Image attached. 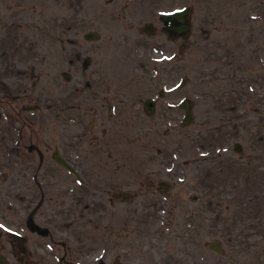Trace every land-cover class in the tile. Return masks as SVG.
<instances>
[{
	"label": "rangeland",
	"instance_id": "obj_1",
	"mask_svg": "<svg viewBox=\"0 0 264 264\" xmlns=\"http://www.w3.org/2000/svg\"><path fill=\"white\" fill-rule=\"evenodd\" d=\"M184 6L191 35L170 40L158 16ZM146 22L154 34L141 31ZM88 31L98 38L85 40ZM185 97L193 120L181 126ZM111 103L108 147L120 155L109 187L134 196L109 200L100 184L102 198L74 204L53 145L74 158L73 148L95 144L92 132L111 131ZM260 118L264 0H0V254L31 264L37 248L35 264H58L62 248L25 228L37 207L35 222L67 241L74 264H264ZM201 173L220 182L201 185ZM34 180L50 190L42 201ZM160 180L172 185L168 196L156 191ZM11 232L28 237L25 252Z\"/></svg>",
	"mask_w": 264,
	"mask_h": 264
},
{
	"label": "flooded vegetation",
	"instance_id": "obj_2",
	"mask_svg": "<svg viewBox=\"0 0 264 264\" xmlns=\"http://www.w3.org/2000/svg\"><path fill=\"white\" fill-rule=\"evenodd\" d=\"M5 90H7V89H5ZM7 94H8V91L4 92L5 96H7ZM148 99H150V98H148ZM151 100L153 101V110L151 113H153L156 110V101L154 99H151ZM144 101L142 103L143 110L146 112V114L149 115L150 112H148L144 107ZM37 108H38L37 104H33V105L23 104L20 106V109L22 111L29 112V113H32ZM109 109H110V112H108L107 114H108V120L111 122V123H109L111 131L107 132V130H99L97 132H95V131L92 132L91 137H92L93 143H95V144H92V145H89V146H86L83 148L79 146V147H76V149L73 148L74 146L69 147V148H73L72 152H73L74 158L77 157L76 155L79 156L78 160H74L73 157L64 154L58 148L57 143H54V145H53V150H52L51 155H50L51 158H52L53 152L55 151V149H57L59 151L60 155L62 156V158L74 170V171H71V170L59 165L58 163H56L52 159L53 162L58 165V167L65 170L68 173V175H70L71 178L73 179L72 180L67 175V178H66L67 183L65 185L66 186L65 190L68 194H71V199H72L71 201H73L74 204H79L81 202H85V201L90 200V199L98 200L99 198H102L103 197L102 196L103 191H102V187L99 186L100 184L104 187L103 190L108 194L109 200L111 198L116 199V200H127V199H131L134 196V194L131 192L130 189L123 188V189L113 190L112 188L109 187V186H113L117 182L115 177L113 176V173H114L113 160L115 158H117L118 155H120V154H114L113 153V147H110V146L108 147V144L110 142H112V138H113V120H114L113 116L115 115V107H114L113 103H111V106ZM97 117L98 118L100 117L99 113L97 116H96V113L93 114L92 118L95 121V119L97 120ZM259 124H260V126H259L258 132L256 134L255 147H254L255 163L258 165L259 168L260 167L264 168V121L262 118H260ZM94 126H95V128H97L98 126L100 127V125L97 123ZM67 136H71V135L67 134ZM237 143L238 142H235L233 144L232 149L238 153H241L243 150L242 145L240 143H238L239 144V148H238L236 146ZM30 146H31V149H29ZM33 148H35V146L32 143H29L26 146V149L28 151H31ZM36 150L38 151L37 148H36ZM99 150H106V151L103 153L104 154L103 155L101 152L99 153ZM122 150L118 151V153L122 152ZM125 152H127V151H125ZM98 153H99V159H98ZM123 154H125V153H123ZM98 167H100L101 170H102V167H105L106 168L105 174L107 175V170H108L109 171L108 175L106 177L102 178L103 175L101 174V170H99V172H98V170H97ZM111 169H113V170L111 171ZM100 174H101V176H99ZM201 176H202V173L200 174V176L198 174V176L195 177L196 180H198ZM207 176H208V174H207ZM207 176L205 174L203 178L201 177V179H200L201 185L208 184L211 187L212 185L220 182V181H218V182L214 181L215 183L211 182L209 184V183H207V179H208ZM255 178L259 179V177H255ZM250 180H252V179L249 178V181ZM74 182L77 183V186L74 185ZM157 183H156L155 189L159 194H161L157 190ZM167 183L170 185V189H169L168 194L164 195V196H168L171 189H172V185L169 182H167ZM34 185L40 191V194H41L40 195V201H42L44 199V196L50 190L47 189V187L41 186L37 182V180H34ZM91 186H94L95 188H92ZM121 193H126L125 194L126 199H124V198H122V196H120ZM161 195H163V194H161ZM194 198H196V196H194ZM85 207H87L88 209L90 208L88 204H85ZM36 208L29 211L26 219L24 220V225H25L26 230L31 235H34L36 237L47 238L50 243L59 245L62 248V254L58 258V264H74L72 260L67 259V256L69 254V249H68L69 245L67 244V241L55 240L53 232H51V230L47 226L41 225V224L35 222L34 216H35ZM69 208H70V206H69ZM97 208H98V205H95L94 207H92L90 209V211L96 212ZM29 214H32V218H33V221L35 222V224H37L38 226H40L42 228L47 229L46 234L42 235L40 233H37L36 231H30L28 229V227L26 225V221H27ZM68 216H70V215H68ZM257 227L259 228V226H257ZM253 228H256V225H254ZM16 234H18L22 239L17 238V239H13V240L17 241L20 244V249L22 250V252H25L24 251L25 247H26L25 244L28 242V237L25 235L19 234V233H16ZM71 236H73V235H71ZM36 251H38L37 248L33 249V256L31 258L32 261H34V262H36V260H37V257L34 256V252H36ZM31 253H32V250H31ZM2 255L5 257L4 254H2ZM34 262L31 264H35ZM48 264H53V262L48 263Z\"/></svg>",
	"mask_w": 264,
	"mask_h": 264
},
{
	"label": "water",
	"instance_id": "obj_3",
	"mask_svg": "<svg viewBox=\"0 0 264 264\" xmlns=\"http://www.w3.org/2000/svg\"><path fill=\"white\" fill-rule=\"evenodd\" d=\"M192 13L193 8L191 6H184L181 8H176L171 11L163 12L159 14L158 20L161 22L160 31H162L170 40L176 39H188L192 32ZM141 31L147 35H152L156 31V26L152 22H146L141 27ZM83 38L86 40H95L98 38V33L95 31H88L83 34ZM184 79L181 81L183 84ZM144 107L148 112H152L153 110V101L151 99H147L144 102ZM178 107L183 110V117L181 120V126H186L191 123L193 120L192 109H191V101L189 98H183L179 103ZM236 146L239 148V144ZM31 149V146L29 147ZM52 159L58 163L59 165L74 171L71 166L62 158L59 151L55 149L52 154ZM170 189V185L166 181H159L157 183V190L163 194L167 195ZM126 193H121L120 196L126 199ZM119 196V195H118ZM26 225L30 231H36L42 235L47 233L46 228H42L35 224L32 218V214H29ZM10 237L12 239H22L18 234L11 233ZM209 247L220 251L219 246L216 242L209 243ZM0 264H11L2 254H0Z\"/></svg>",
	"mask_w": 264,
	"mask_h": 264
}]
</instances>
